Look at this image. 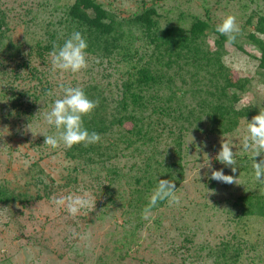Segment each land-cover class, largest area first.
<instances>
[{"label":"trees","instance_id":"trees-1","mask_svg":"<svg viewBox=\"0 0 264 264\" xmlns=\"http://www.w3.org/2000/svg\"><path fill=\"white\" fill-rule=\"evenodd\" d=\"M58 1L60 5L54 8H62L58 20L44 19L40 24L43 34L31 41L27 38L29 31L18 32L8 10L0 7V53L9 50V58L18 56L19 59H14L16 68L11 74L2 71L5 78L2 96L8 95L10 106L4 118L10 123L22 120L26 114L31 117L36 101L42 97H50L51 103L62 97L60 85H68L47 83L46 73L34 64V59L37 57L46 63L54 46L62 45L75 31L87 41L88 61L93 65L105 63L102 71L112 67L121 74L115 84L118 96L112 99L114 105H111L114 93L109 82L106 86L92 82L81 87L90 99L99 101L91 116L83 120L90 132L100 134L101 141L89 146H61L64 157L73 163L68 166L62 185L74 186L78 172H88L85 166L79 167L80 162L90 165L89 171L97 176L104 175L106 183L100 182L96 188L92 214L105 217L112 203L118 197L122 199L121 194H127L125 205L129 216L135 214L138 223L117 240L115 247L119 250L135 240L143 209L158 180L173 181L178 189L184 179L188 151L185 138L189 133L232 134L243 119L252 118L264 109V101L258 99L256 91L257 84L264 83V12L252 11L235 42L229 43L215 31L218 22L207 0L202 1L203 14L178 9L175 17L159 10L162 0H140L137 8L126 15L100 0ZM246 6H242V14ZM46 9L42 4L41 11L49 12ZM210 35L214 36L212 46L208 42ZM137 41L141 46H135ZM244 44L252 46L259 55L251 54ZM228 46L257 60L254 75L233 78L232 68L224 60ZM88 71L85 69L84 73ZM99 74L101 77L109 75ZM16 80L41 85L38 88L35 83L28 90H16L13 86ZM49 92L53 95H48ZM249 94L253 95L251 102L237 107ZM26 95L32 99L23 102L21 99ZM55 130L52 126L50 132ZM36 144L41 146L40 142ZM122 157L131 159L126 170L119 163ZM245 160H248L247 155L240 158V162ZM241 171L250 173L246 165ZM122 182L127 185L125 189L120 186ZM53 185L44 184L45 193ZM32 197L24 187L11 186L10 182L0 185V201L5 205L16 202L24 205ZM37 198L42 196L37 195ZM120 205L123 206V202ZM233 205L239 209L233 218L236 225L231 235L233 241L224 240L216 247V252H209L218 263L238 264L246 247L242 237L248 233L249 224L263 222L264 226V184L255 182L254 189L242 192ZM167 206V202L162 201L151 211ZM156 223L160 222L156 220ZM184 239L192 241L189 235ZM258 240L249 244L251 250L257 248Z\"/></svg>","mask_w":264,"mask_h":264},{"label":"rangeland","instance_id":"rangeland-1","mask_svg":"<svg viewBox=\"0 0 264 264\" xmlns=\"http://www.w3.org/2000/svg\"><path fill=\"white\" fill-rule=\"evenodd\" d=\"M100 1L121 9L124 11L123 15L134 11L140 3V0ZM202 1L162 0L159 2L162 5L159 10L167 11L173 17L178 9L203 14ZM207 1L211 14L218 23L225 15L232 14L236 16L240 29L252 11L258 9L264 12V0ZM42 4L46 5V10L50 13L41 11ZM58 4V0H0V7L8 10L15 29L20 33L29 31L27 38L30 41L33 37L37 39L43 34L40 24L44 23V19L58 20L62 13V8L54 9L60 5ZM245 4L247 9L242 14L241 9ZM213 39L214 36L210 35L208 42L211 46ZM139 42L137 41L135 46H141ZM244 45L251 54L259 55L252 46ZM25 49L28 50V46ZM10 53L9 50L0 53V185L10 182L11 186L15 184L24 187L33 199L24 205L18 202L5 205L0 201V264H223L218 263L216 257L209 252H216V247L224 240L233 241L231 235L236 228L233 218L239 213L233 203L242 192L254 189L257 182L254 179V161L250 155L245 154L248 160L240 162V158L244 156L241 155V138L246 134L247 120L252 118L243 119L232 134L189 133L185 138L188 146L185 177L177 189V194L181 195L180 204L151 211L148 219L142 217L135 240L118 250L115 247L117 240L138 223L135 214L129 216L128 207L125 205L127 194H121L122 199L118 197L117 201L112 203L107 215L98 218V215L92 214L91 211L96 206L94 193L97 192L98 184L106 183L104 175L97 176V173L89 171L90 165L80 162L79 167L85 166L88 172H78L77 184L65 187L62 185V178L67 174L68 166L73 163L64 157L61 148L63 144L52 151L48 145L42 144L45 138L42 134H37L34 138L31 131L25 130L30 124L38 133H56V130L50 132L52 126L45 121V113L51 110L53 104L48 100L50 97H42L36 101L31 117L26 114L22 120L11 119L10 123L4 118V113L10 106L8 95L2 96L5 79L2 71L6 70L11 74V70L16 68L15 60H19L18 56L9 58ZM224 60L231 66L234 79L255 73L257 60L233 46L227 47ZM40 62L41 59L35 57L34 64L44 70L47 83L53 85L84 87L92 82H101L106 86L109 82L114 93L110 99L111 105H114L112 99L118 96L115 84L116 80L120 81L121 74L112 67L102 71L105 63L93 65L92 61H88V72L84 73L82 70L73 74L53 71L51 55L47 57L46 63ZM99 73H107L110 76L101 77ZM35 83L40 88L41 84L38 82L27 80H16L13 86L16 90H28ZM256 91L258 99L264 101V83H258ZM27 99L31 100L32 96L26 95L21 100L25 102ZM252 99L253 95L249 94L237 107L250 103ZM27 118H30L29 121ZM38 142L41 146L36 144ZM222 142L233 146L237 166L235 173L216 159ZM255 158L259 162L264 158V153ZM207 162L211 163V169L208 168ZM119 163L126 170L131 159L122 157ZM243 165L248 166L249 174L241 171ZM212 169L223 170L225 174L237 177L240 184H226L210 179ZM44 184L54 185L45 193ZM120 186L125 189L127 185L122 182ZM85 193L94 201V206L91 209H82L76 216L69 215L64 208H57L53 203L54 199L61 196ZM37 195L42 198H37ZM101 198L105 199L104 196ZM121 202L123 206L120 205ZM127 219L128 222L125 223ZM156 220L160 223L157 224ZM248 230L242 237L246 241V247L238 264H264L263 222H256L253 226L249 224ZM73 233L79 235L74 236ZM187 235L192 241L184 239ZM257 237L259 245L255 250H251L249 244L257 242ZM258 254L262 257L261 260Z\"/></svg>","mask_w":264,"mask_h":264},{"label":"clouds","instance_id":"clouds-1","mask_svg":"<svg viewBox=\"0 0 264 264\" xmlns=\"http://www.w3.org/2000/svg\"><path fill=\"white\" fill-rule=\"evenodd\" d=\"M164 28V27H163ZM162 28V29H163ZM215 31L227 38V42H235L240 33V26L237 23L235 15H225L220 23L215 26ZM88 44L84 36L79 32H73L62 45L54 46L51 52V64L53 71L80 73L89 66ZM63 93L62 97L54 100L51 110L45 113V121L48 125L54 126L56 133L53 135L44 132H36L30 124L26 126V131H31L33 137L42 134L45 139V145L51 149H57L61 144L65 148H71L77 144L89 146L101 141V136L95 131L90 132L84 126L83 118L91 116L94 109L98 106V100L90 99L83 88L76 86L64 87L60 85ZM48 95H53L49 92ZM246 134L241 138V155L248 154L254 161V179L264 184V158L257 162L254 158L264 153V109L254 115L252 119L247 120ZM232 145L228 142H222L221 148L216 159L223 165L231 168L235 173L237 171L235 153ZM208 168H212L211 163H206ZM202 167V166H200ZM210 179L226 184H240L237 177L227 175L223 170L212 169ZM167 202L168 206L179 205L181 195L177 194V188L173 181L168 179H159L158 183L149 197V203L142 212L144 219L149 218L151 209L159 202ZM53 203L57 208H64L69 215L76 216L82 209H91L94 201L89 194L61 196L54 199ZM74 236L79 235L73 233ZM82 239L85 237H81Z\"/></svg>","mask_w":264,"mask_h":264}]
</instances>
